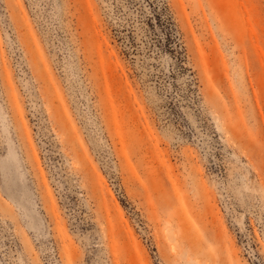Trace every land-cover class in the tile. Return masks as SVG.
<instances>
[{
	"label": "rangeland",
	"instance_id": "1",
	"mask_svg": "<svg viewBox=\"0 0 264 264\" xmlns=\"http://www.w3.org/2000/svg\"><path fill=\"white\" fill-rule=\"evenodd\" d=\"M0 264H264V0H0Z\"/></svg>",
	"mask_w": 264,
	"mask_h": 264
}]
</instances>
